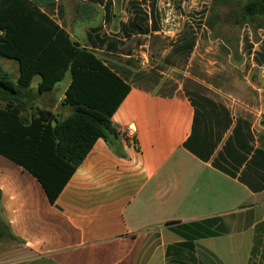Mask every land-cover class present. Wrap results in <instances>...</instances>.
Instances as JSON below:
<instances>
[{
	"label": "crops",
	"instance_id": "1",
	"mask_svg": "<svg viewBox=\"0 0 264 264\" xmlns=\"http://www.w3.org/2000/svg\"><path fill=\"white\" fill-rule=\"evenodd\" d=\"M113 8L54 0L41 10L81 47L90 29L112 43L94 39L92 51L129 87L111 117L128 136L125 158L97 139L50 204L30 173L0 155L13 239L2 238L12 244L0 246V264H241L236 240L248 232L244 264L258 249L264 264V36L254 42L247 28L233 49L200 39L191 11L152 30L145 11ZM138 12L147 20L134 26ZM70 80L38 94L35 77L28 112L66 119Z\"/></svg>",
	"mask_w": 264,
	"mask_h": 264
},
{
	"label": "trees",
	"instance_id": "2",
	"mask_svg": "<svg viewBox=\"0 0 264 264\" xmlns=\"http://www.w3.org/2000/svg\"><path fill=\"white\" fill-rule=\"evenodd\" d=\"M236 1L241 3L236 15L238 24L258 22V30L264 27V0ZM211 2L210 27L217 18L216 8L224 5L225 0ZM52 4L54 0H0V58L15 61L18 67L14 81L0 65V155L30 173L44 189L50 204H54L97 139L125 158L120 140L127 142L125 133L112 125L111 117L129 92L128 85L94 55L98 30H88L86 44L81 47L41 10ZM154 6L152 0L150 11ZM84 11L85 6L80 5L77 16ZM142 15L138 12L134 17V26L146 22ZM150 21L155 30L156 20ZM111 44L99 39L97 46ZM67 73L71 80L62 105L71 108L69 116L58 120L49 111L36 109L29 113L32 93L28 88L32 80L39 77L36 92L43 94ZM261 123L264 124V116ZM1 213L0 206V238L13 240L6 232L8 225Z\"/></svg>",
	"mask_w": 264,
	"mask_h": 264
},
{
	"label": "rangeland",
	"instance_id": "3",
	"mask_svg": "<svg viewBox=\"0 0 264 264\" xmlns=\"http://www.w3.org/2000/svg\"><path fill=\"white\" fill-rule=\"evenodd\" d=\"M147 3L148 0H114L113 11H134L136 8L141 11H146ZM154 3L155 6L153 7V11H150V16L152 20L154 18L156 22L161 24L165 20V13L167 14L165 11H176V16L180 23L182 18H185L183 11H191V22L196 27L200 39H203V36H205V39H218L229 46H234L238 45L240 40H243L248 36V29L250 30L251 39L254 42L259 39V33L261 36H264V27H261L259 30L257 29L258 22H249L247 25L238 24L236 15L241 7V3L236 0H225L224 5H220L216 8L217 18H215L211 27L208 26V15L212 7L211 0H154ZM150 6L151 3L149 2L148 8H150ZM173 21L176 22L177 20L174 19ZM166 24L168 23L164 22V25ZM0 65L11 74L15 81L18 76L17 63L12 60L0 58ZM251 236L252 233L248 232L241 236L240 239L236 240V245L241 253L239 257L241 258V264L246 263L245 256L247 257L250 254V244L252 242ZM9 244L11 245L12 242L0 238V246L2 248H6ZM183 258L186 262L190 260L192 261L189 255H184ZM252 261H254V264H262V255L260 254L259 249ZM180 264L186 263L180 262Z\"/></svg>",
	"mask_w": 264,
	"mask_h": 264
},
{
	"label": "built area",
	"instance_id": "4",
	"mask_svg": "<svg viewBox=\"0 0 264 264\" xmlns=\"http://www.w3.org/2000/svg\"><path fill=\"white\" fill-rule=\"evenodd\" d=\"M152 1V0H151ZM151 1H149L148 0V3H147V5H146V11H145V13H146V15H147V17H150V8H148V4H149V2L151 3ZM194 1V0H193ZM167 12V14L165 13V23H168V24H178L179 22H178V20L179 19H177L178 17L174 14V12L173 11H166ZM174 19H176L177 21L176 22H174L173 20ZM126 136V135H125ZM126 138L128 139V136H126Z\"/></svg>",
	"mask_w": 264,
	"mask_h": 264
},
{
	"label": "water",
	"instance_id": "5",
	"mask_svg": "<svg viewBox=\"0 0 264 264\" xmlns=\"http://www.w3.org/2000/svg\"><path fill=\"white\" fill-rule=\"evenodd\" d=\"M115 128H117L116 126H114Z\"/></svg>",
	"mask_w": 264,
	"mask_h": 264
}]
</instances>
